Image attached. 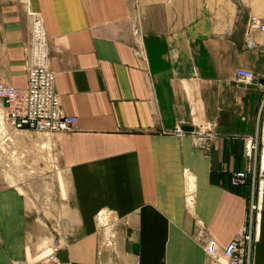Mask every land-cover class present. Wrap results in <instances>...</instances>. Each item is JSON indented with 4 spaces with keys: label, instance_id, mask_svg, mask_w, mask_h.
<instances>
[{
    "label": "crops",
    "instance_id": "0c3cea01",
    "mask_svg": "<svg viewBox=\"0 0 264 264\" xmlns=\"http://www.w3.org/2000/svg\"><path fill=\"white\" fill-rule=\"evenodd\" d=\"M32 10L75 122L4 141L0 264H226L243 226L248 264H264V40L244 39L264 0H138L137 13L129 0H13L0 6V81L18 89Z\"/></svg>",
    "mask_w": 264,
    "mask_h": 264
},
{
    "label": "built area",
    "instance_id": "2783aa9c",
    "mask_svg": "<svg viewBox=\"0 0 264 264\" xmlns=\"http://www.w3.org/2000/svg\"><path fill=\"white\" fill-rule=\"evenodd\" d=\"M29 29L24 39L23 66L25 71V86L18 89L5 81H0V151L4 141H7L9 132L15 129H33L39 131H60L71 129L75 116L64 113L61 109L59 96L54 89L53 71L47 65V40L40 15L32 10L29 13ZM256 30L264 40V16L249 14L245 21L244 39L246 44L254 45L251 32ZM264 49V47H263ZM236 79L250 81L253 71L244 67L234 70ZM8 125L10 129L6 128ZM200 135L202 129L198 128ZM173 132L182 133L180 126H175ZM206 137V136H203ZM249 146L254 148L255 143ZM248 169L233 170L229 174V183H242ZM253 207V204H250ZM249 228L243 226L241 232L230 239L222 248L226 264H248L249 258ZM214 241L209 239L204 248L207 252L213 250ZM56 264L57 258L53 253L37 257L20 264Z\"/></svg>",
    "mask_w": 264,
    "mask_h": 264
},
{
    "label": "rangeland",
    "instance_id": "374dc122",
    "mask_svg": "<svg viewBox=\"0 0 264 264\" xmlns=\"http://www.w3.org/2000/svg\"><path fill=\"white\" fill-rule=\"evenodd\" d=\"M11 1H13V0H0V6H3V5H7V3H9V2H11ZM130 1V3H131V5H132V7H133V10H135V13H137V5H138V0H129ZM195 8H196V6H195ZM135 15H137V14H135ZM2 165V164H1ZM3 166V165H2ZM4 170L6 171V168H4ZM103 223V224H102ZM110 224V222L108 223V222H106V221H101L100 222V224L99 225H101L102 226V230H103V236H104V233H106V230L105 229H108V225ZM110 228V227H109ZM105 230V231H104ZM108 232L107 233H109V231H110V233H111V230L110 229H108L107 230ZM101 238H104V237H101ZM111 241V240H110ZM103 242H105V240L103 241ZM104 245V244H103ZM115 245V244H114ZM114 245L112 246V247H114ZM109 258H110V260H113V256H109Z\"/></svg>",
    "mask_w": 264,
    "mask_h": 264
},
{
    "label": "water",
    "instance_id": "95a60500",
    "mask_svg": "<svg viewBox=\"0 0 264 264\" xmlns=\"http://www.w3.org/2000/svg\"><path fill=\"white\" fill-rule=\"evenodd\" d=\"M181 127L184 129H191L192 128L190 125H181Z\"/></svg>",
    "mask_w": 264,
    "mask_h": 264
},
{
    "label": "bare ground",
    "instance_id": "6f19581e",
    "mask_svg": "<svg viewBox=\"0 0 264 264\" xmlns=\"http://www.w3.org/2000/svg\"><path fill=\"white\" fill-rule=\"evenodd\" d=\"M182 128V127H181ZM214 248V247H213ZM225 257V256H224ZM227 261V260H226Z\"/></svg>",
    "mask_w": 264,
    "mask_h": 264
}]
</instances>
